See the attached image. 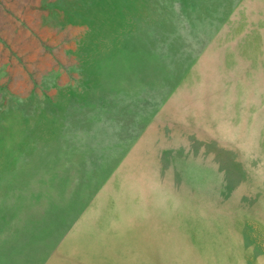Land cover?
<instances>
[{"label": "rangeland", "instance_id": "obj_1", "mask_svg": "<svg viewBox=\"0 0 264 264\" xmlns=\"http://www.w3.org/2000/svg\"><path fill=\"white\" fill-rule=\"evenodd\" d=\"M46 6L0 27V264H264V0Z\"/></svg>", "mask_w": 264, "mask_h": 264}, {"label": "crops", "instance_id": "obj_2", "mask_svg": "<svg viewBox=\"0 0 264 264\" xmlns=\"http://www.w3.org/2000/svg\"><path fill=\"white\" fill-rule=\"evenodd\" d=\"M46 8H47L46 0H0V27L13 25L14 21L16 22L17 20H21L20 22H22L23 18H26L27 20L29 18V15H26L24 12L40 11V10H45ZM15 25L18 26L19 23L16 22ZM201 64H203L202 61L200 62V66ZM199 72H200V67L195 65L193 70L184 79L183 83H181V85L178 87V92L172 98L170 102H173V103L185 102V99L187 96L190 95L191 90L196 89L197 87V83L200 78ZM86 220H87V216L85 215L84 219L83 217L80 219V222H79L80 224L76 226L78 221L76 220V217H74L73 222L69 224L68 228L63 230V235L64 234L66 235L65 237L66 241H63V240L61 241L62 239L61 238L59 241V244L57 242V244L53 246L52 248L50 249L49 248H39V250H45V251L51 250L50 254L54 252V255L55 254L59 255L60 253V256H64L65 254L67 256L69 255L73 256L72 251H75L76 242L80 239L79 237H81V235H84L85 232H88L87 230L90 227V225L87 226L89 219L87 221ZM74 226L76 227L74 230H72V227ZM45 230L46 229H44L43 232H45ZM54 234L58 236H62V227L61 226L58 227ZM37 235L38 237L41 238V235L39 232ZM39 243L40 242H38L37 244ZM50 243L51 242L47 243L46 245H42V246H49ZM57 258L58 256L54 258L56 260L53 261L51 264H57L55 263L56 261H58ZM60 261L61 260L59 259L58 263H60Z\"/></svg>", "mask_w": 264, "mask_h": 264}]
</instances>
